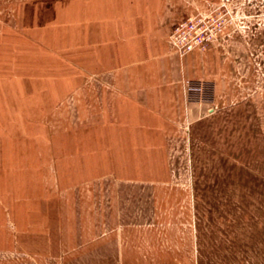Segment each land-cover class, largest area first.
<instances>
[{
  "label": "rangeland",
  "instance_id": "rangeland-1",
  "mask_svg": "<svg viewBox=\"0 0 264 264\" xmlns=\"http://www.w3.org/2000/svg\"><path fill=\"white\" fill-rule=\"evenodd\" d=\"M101 2L120 5L0 0V264H53L39 258L70 238L135 227L190 264H264V0L189 1L175 24L222 17L215 43L196 51L217 49L224 82L186 79L187 115L158 151L138 155L86 97L110 77L100 74ZM189 82L213 86L214 103L189 98Z\"/></svg>",
  "mask_w": 264,
  "mask_h": 264
},
{
  "label": "crops",
  "instance_id": "crops-1",
  "mask_svg": "<svg viewBox=\"0 0 264 264\" xmlns=\"http://www.w3.org/2000/svg\"><path fill=\"white\" fill-rule=\"evenodd\" d=\"M187 1L120 0L111 10L109 4L100 3L96 23L101 31L100 74L110 77L92 84L86 97L92 106L108 108V122L116 118L121 124L117 132L125 151L132 147L138 148L136 155L151 154L170 138L174 125L189 111L186 79L202 77L215 81L219 88L224 82L217 49L184 56L171 50L172 26L191 11L190 0L183 4ZM137 164L125 162L127 168L134 165L139 170ZM93 231L80 228L79 235L97 233ZM100 233L103 236L94 240L80 237L79 243L70 238L59 254L46 252L39 259L53 264H190L181 253L157 247L151 228H119L114 238H107L106 231ZM171 252L177 257L170 259Z\"/></svg>",
  "mask_w": 264,
  "mask_h": 264
},
{
  "label": "built area",
  "instance_id": "built-area-1",
  "mask_svg": "<svg viewBox=\"0 0 264 264\" xmlns=\"http://www.w3.org/2000/svg\"><path fill=\"white\" fill-rule=\"evenodd\" d=\"M223 31L222 17L213 13H198L179 21L172 28L169 35L171 50L181 56L196 50H207ZM187 91L189 98H196L205 103H214L215 89L209 84L189 82Z\"/></svg>",
  "mask_w": 264,
  "mask_h": 264
}]
</instances>
